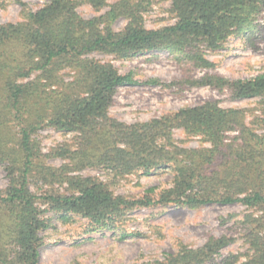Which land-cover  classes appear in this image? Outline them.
<instances>
[{
    "label": "trees",
    "instance_id": "1",
    "mask_svg": "<svg viewBox=\"0 0 264 264\" xmlns=\"http://www.w3.org/2000/svg\"><path fill=\"white\" fill-rule=\"evenodd\" d=\"M166 2L175 23L147 28L145 14ZM20 3L22 21L0 24V166L8 180L0 191V264H40L42 233L50 225L42 206L102 230L138 208L210 204L251 210L234 223L246 252L218 264H264V73L237 80L196 75L216 67L209 56L231 36L252 30L264 0H51L38 10ZM83 3L108 11L85 19L78 12ZM119 19L127 24L115 31ZM153 52H168L180 65L182 77L172 85L181 91L209 86L235 100L257 99V107L225 109L211 100L146 122L111 117L120 88L163 83L139 82L91 56L128 60ZM48 128L74 138L46 153L38 135ZM178 129L208 146L180 145ZM54 159L63 164H50ZM87 169L110 180L82 175ZM162 171L171 174L170 186L151 187L139 198L112 189L116 179ZM237 239L211 236L197 248L180 243L143 264H214Z\"/></svg>",
    "mask_w": 264,
    "mask_h": 264
},
{
    "label": "rangeland",
    "instance_id": "2",
    "mask_svg": "<svg viewBox=\"0 0 264 264\" xmlns=\"http://www.w3.org/2000/svg\"><path fill=\"white\" fill-rule=\"evenodd\" d=\"M20 1L32 10H38L51 0H0V24L22 21L23 7ZM108 1L113 4L118 0ZM170 7L169 2L152 6L145 14L147 28L157 29L174 24L175 19L169 13ZM107 11L108 8L97 11L88 3L78 7V12L85 19L99 17ZM126 24L125 19H119L113 28L122 31ZM91 57L112 63L121 74L132 73L139 82L159 79L163 83L158 86L138 84L120 88L110 108V115L121 122H146L211 100H218L225 109L252 110L257 107V99L235 100L228 91L220 92L209 86L181 91L172 85L182 77L181 68L168 52L147 53L128 60L100 53ZM209 58L216 67L212 70H197L198 77L209 73L237 80L264 73V11L255 20L252 30L231 36L224 49L210 54ZM73 138V134L51 128L40 131L38 135L46 153L60 144L71 142ZM174 138L188 148L208 146L201 137H190L181 129L175 130ZM49 163L61 166L63 161L54 159ZM82 175L110 180L102 170L87 169ZM171 181L172 176L167 171L149 175L134 174L114 180L112 189L116 194L139 198L151 187H169ZM7 184L6 172L0 166V191ZM32 188L37 191L36 186ZM42 208L46 209L45 216L50 225L42 233L44 244L40 250V264H143L163 259L167 253L175 252L180 243L197 248L211 236L229 235L238 238L217 256L214 264H218L231 253L246 252L234 223L251 212L241 204H210L199 209L177 205L138 208L131 211L116 228L96 230L88 219L81 216H64L48 211L47 206ZM231 215L234 217L223 224L222 219L229 220Z\"/></svg>",
    "mask_w": 264,
    "mask_h": 264
}]
</instances>
